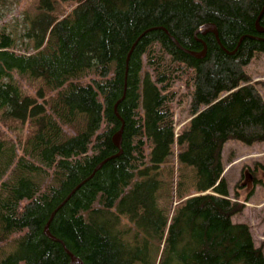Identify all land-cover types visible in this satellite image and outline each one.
I'll use <instances>...</instances> for the list:
<instances>
[{"label": "trees", "instance_id": "obj_1", "mask_svg": "<svg viewBox=\"0 0 264 264\" xmlns=\"http://www.w3.org/2000/svg\"><path fill=\"white\" fill-rule=\"evenodd\" d=\"M62 1L36 0L23 50L0 27V264H69L64 246L84 264H264L223 176L228 141H264L246 71L264 0Z\"/></svg>", "mask_w": 264, "mask_h": 264}, {"label": "rangeland", "instance_id": "obj_2", "mask_svg": "<svg viewBox=\"0 0 264 264\" xmlns=\"http://www.w3.org/2000/svg\"><path fill=\"white\" fill-rule=\"evenodd\" d=\"M35 3L36 0H5L0 5V27L10 30L18 38L17 47L20 50L25 49V42L28 43V39L22 38V34L26 27V18L34 12ZM72 6L70 1L57 0L56 12L65 13ZM246 71L264 97V53L257 54L246 66ZM20 82L26 91H32L26 79H20ZM189 105L190 95L187 88L181 84L175 103L177 134L191 118ZM0 128L4 129L1 121ZM19 131L22 133L23 130ZM223 162V176L228 182L230 195L234 198L237 192L240 202L244 205L242 213L237 214L234 221L248 223L255 243L260 245L264 241V141L252 145L238 140L228 141L223 150ZM258 162L261 163L259 168L255 166ZM252 168L256 169V179L249 175ZM253 188L254 192L249 197ZM173 200L172 207L179 202L175 196Z\"/></svg>", "mask_w": 264, "mask_h": 264}, {"label": "water", "instance_id": "obj_3", "mask_svg": "<svg viewBox=\"0 0 264 264\" xmlns=\"http://www.w3.org/2000/svg\"><path fill=\"white\" fill-rule=\"evenodd\" d=\"M262 14V12H261ZM257 28L259 31H263V29L260 27L259 25V21L257 20ZM205 31H210V32H213L217 38H218V30L216 28V25L213 24V23H209V24H205L204 26H202L200 28V32H205ZM174 41L176 42V44H178L177 40L175 38H173ZM136 42L133 44V46L131 47L130 51L128 52V55H127V63L129 61V58H130V54L135 46ZM179 45V44H178ZM187 53L197 57V58H203L205 56V53H206V45H204L203 49L200 50V51H191V50H186ZM120 101V100H119ZM118 101V102H119ZM118 102L115 104V111L117 112V104ZM123 127H124V122H122V126L120 127V129L113 135L112 139H113V142L114 144L118 147V148H121V143H122V133H123ZM107 159H105L104 161H102L100 164H98L97 168H100L102 166V164L106 161ZM52 218V216H51ZM51 218L49 219V221L47 222V224L45 225L44 227V233L46 236H48L49 238L53 239V240H57V241H60L57 237H55L50 229H49V224H50V221H51ZM65 247V250L69 253L70 257H71V261L69 264H84V261L76 256L74 253H72L70 250H68V248L66 246Z\"/></svg>", "mask_w": 264, "mask_h": 264}, {"label": "bare ground", "instance_id": "obj_4", "mask_svg": "<svg viewBox=\"0 0 264 264\" xmlns=\"http://www.w3.org/2000/svg\"><path fill=\"white\" fill-rule=\"evenodd\" d=\"M115 133H116V132H115ZM235 216H236V215H235ZM235 216H234V217H235ZM234 217H233V221H234ZM50 218H51V217H50ZM48 221H49V220H48ZM46 224H47V222H46ZM46 224H45V225H46ZM44 227H45V226H44ZM44 234H45V233H44ZM64 248H65V247H64Z\"/></svg>", "mask_w": 264, "mask_h": 264}]
</instances>
